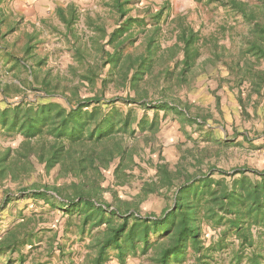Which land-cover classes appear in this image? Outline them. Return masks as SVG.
<instances>
[{
  "label": "trees",
  "instance_id": "16d2710c",
  "mask_svg": "<svg viewBox=\"0 0 264 264\" xmlns=\"http://www.w3.org/2000/svg\"><path fill=\"white\" fill-rule=\"evenodd\" d=\"M137 1L109 0L107 4L116 15L115 25L109 32L104 26L93 27L89 46L69 38L72 58L85 67L82 73L73 71L79 79L73 84L58 75L43 76L36 90L52 99L26 100V83L19 76L20 86L0 80V94L20 95L17 102L0 106V184L21 183L40 175L55 180L69 178L63 183L33 181L20 187L18 193L46 200L67 213L69 220L74 215L79 217L75 233L81 239L90 237L86 245L91 251L88 264H107L112 258L124 263L136 256L144 257V264H183L188 258L194 260L193 264H209L216 252L234 245V240V264H240L243 258L249 264H264V168L226 171L211 166L191 173L185 163L178 162L171 168L168 162L159 160L151 163L154 175L143 181L131 200L117 197L112 185L103 186L104 171L111 166L113 186L130 182L133 168L140 167L135 160L139 156L135 143L139 138L151 139L159 131L160 110L184 114L183 109L167 101L146 102L147 84L161 80L169 83L167 86L187 85L203 48L209 52L205 61H219L227 68L229 82L238 88L248 84L249 92L264 100V0H204L217 2L245 26L244 31L236 33L234 49L219 44L214 36H201L179 16L173 19L177 23L174 43L161 48L159 36L167 6L139 17L131 15ZM75 16L71 11L67 24ZM3 21L0 17V25ZM141 38L142 52H132ZM231 38L232 34L228 41ZM23 50L30 59L35 56L32 43H26ZM7 54L15 66L26 68L31 75L44 67L43 59L28 65L24 57ZM45 71L49 73V69ZM97 83L102 90L113 85L125 90L126 95L108 99L96 94L80 96V86L86 84L92 89ZM57 90L65 104L53 100L50 92ZM133 106L143 113L137 115ZM147 109L154 110L151 117ZM183 120L203 131V120ZM204 132L211 143L228 146L232 141L217 137L213 131ZM13 139H18L15 146L5 144ZM245 139L249 138L245 135ZM199 162L201 159H197ZM106 191L113 192V203L104 199ZM150 194H162L168 201L159 215L143 214L139 209L140 202ZM10 200L6 192L3 206ZM20 218L0 235V257H5L6 263L12 262V253L18 252L16 262L22 264L21 247L35 240L34 228L29 229L33 217L20 213ZM205 228L216 234L207 245Z\"/></svg>",
  "mask_w": 264,
  "mask_h": 264
},
{
  "label": "rangeland",
  "instance_id": "374dc122",
  "mask_svg": "<svg viewBox=\"0 0 264 264\" xmlns=\"http://www.w3.org/2000/svg\"><path fill=\"white\" fill-rule=\"evenodd\" d=\"M149 0L135 3L131 15L143 16L146 13H153L162 5H166L164 17L166 21L161 23V34L159 43L161 48H167L175 41V26L173 20L177 16L182 17L186 24H189L194 30H197L201 36L217 39L219 44H226L232 49L236 48L234 42L236 33L244 31L245 26L237 18L226 12L217 2L207 3L206 1L195 0ZM1 9V8H0ZM112 19V23H113ZM223 26V28H221ZM229 27V28H228ZM223 30L225 33H223ZM45 31L44 39L31 42L33 46L34 57L29 58L24 55L21 43L10 42L6 50L0 53V80L2 83H15L19 85L16 76L25 81L26 100H40L51 98L52 96H42L39 90L40 79L43 76H60L67 84H73L79 81L73 73L77 69L82 73L85 64H80L72 59L69 51V43L65 42L58 34ZM4 33V30L1 32ZM5 34V33H4ZM15 31L7 36H14ZM87 35L83 33L81 43L87 41ZM232 34L230 41L229 35ZM48 37V39L46 38ZM234 37V39H233ZM13 38V37H12ZM10 38V40L12 39ZM15 40V38H14ZM76 40L75 36L70 41ZM143 39H139L135 48L131 51L140 53L143 50ZM107 49L110 50L109 47ZM6 53V54H5ZM11 53L17 57L25 58L26 63H36L43 59L44 67L34 71L31 75L25 68L14 65V59L8 56ZM209 52L203 48L202 55L198 60V66L189 74L187 85L177 86L168 85L164 81H157L155 85L148 83L146 86V102L151 104L159 101H167L179 106L185 110L184 114H176L175 111L160 110L158 117L161 118L159 131L151 139L139 138L135 143L139 149V156L135 160L140 163V167H134L133 176L130 182L123 185L113 186V176L111 166L104 171V187H112L117 197L131 200L139 191L144 180L150 179L155 169L152 164L158 162H168L173 168L178 162L185 163L188 171L193 173L197 170L205 171L208 167L230 171L234 168H254L261 170L264 168V100L248 90V84H242L240 88L233 82H229L228 70L219 61L217 63L205 61ZM4 59L5 62H2ZM90 57L89 61L93 62ZM205 61V62H204ZM74 68V69H73ZM49 69L47 74L45 70ZM38 72V73H36ZM37 75V76H36ZM31 83V84H30ZM20 86V85H19ZM53 100L64 103V99L58 94L60 90L51 91ZM81 97H90L93 95L102 96L104 99L113 97H125V90L108 85L105 89H100L99 83L95 88H90L86 84L79 87ZM239 96L241 100L239 99ZM20 95H10L4 97L0 94V106H5L10 102H17ZM118 105L123 104L117 101ZM137 115L143 113L138 106H133ZM147 114L151 117L154 110L147 109ZM194 117L204 121L203 131L198 129L195 123H187L182 117ZM206 133L214 132L217 137L230 139L228 146H221L211 143L203 136ZM248 140H243L244 136ZM17 140L6 141L5 144L15 146ZM196 157V158H195ZM185 159V160H183ZM197 159L201 162L197 163ZM152 163V164H151ZM197 163V164H196ZM217 176V175H215ZM57 180V181H56ZM54 179L53 176L40 175L30 177L20 182L7 181L0 184V235L16 222L20 221V213L25 216L33 217L29 224V229L34 228L35 240L32 245L26 244L21 247L20 254L23 257L22 264H88V254L91 251L86 247L89 238L87 235L83 239L75 233L76 225L80 223L79 217L69 215L57 207L51 206L44 199H34L29 196H19V188L30 185L33 181L39 183H63L69 182V178ZM9 192L11 200L3 206L4 194ZM104 199L113 203V192L106 191L103 194ZM168 201L162 194H150L139 204V209L143 214L153 213L159 215L166 207ZM70 223V225H67ZM95 232V230H94ZM216 236L211 228L204 229V236L210 238ZM12 262L6 263L5 257H0V264H19L16 259L19 253L14 252L11 255ZM130 261L138 259L140 264L146 263L144 257H128ZM126 259V261H127ZM111 260H116L112 258ZM192 261V258H188ZM125 261V262H126ZM187 263V262H184ZM183 263V264H184Z\"/></svg>",
  "mask_w": 264,
  "mask_h": 264
},
{
  "label": "crops",
  "instance_id": "0c3cea01",
  "mask_svg": "<svg viewBox=\"0 0 264 264\" xmlns=\"http://www.w3.org/2000/svg\"><path fill=\"white\" fill-rule=\"evenodd\" d=\"M141 1L145 0H138L137 2ZM150 1L152 0L146 3ZM108 2L109 0H1L0 17L5 21L0 25V53L4 49L6 50L10 42L17 41L21 43L23 48L28 42L44 39L46 30H48L47 33L58 34L59 38L61 37L62 40L64 38L65 42L68 43L69 38L75 36L78 41L77 44L81 43L82 39L81 35L80 37L77 36L81 33L84 36L87 33H89L88 36L94 34L93 27L95 26H104L109 32L115 25L116 15L108 6ZM71 11L76 15V19L71 24H67ZM112 19H114L113 23L111 22ZM3 30L5 34L1 33ZM13 31L16 32L14 36H7ZM88 36H86L87 40ZM10 38L12 39L10 40ZM46 38L48 39L47 36ZM81 44L90 45L86 40ZM1 60L5 62L4 59ZM184 112L182 110V113ZM205 241L206 245L209 244L210 238H206ZM236 248L237 240H234V245L231 244L229 248L216 252L209 264H234L233 257ZM186 262L184 264H193L194 260H187ZM107 264L140 263L138 259L135 261L127 259L124 263L110 260ZM240 264L249 263L243 258Z\"/></svg>",
  "mask_w": 264,
  "mask_h": 264
}]
</instances>
